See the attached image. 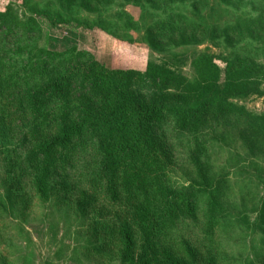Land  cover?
I'll return each mask as SVG.
<instances>
[{"label": "trees", "instance_id": "1", "mask_svg": "<svg viewBox=\"0 0 264 264\" xmlns=\"http://www.w3.org/2000/svg\"><path fill=\"white\" fill-rule=\"evenodd\" d=\"M67 1L70 10L96 8L91 0ZM159 1L146 0L156 9ZM22 3L24 15L13 3L0 11V139L7 147L21 136L29 152L24 162L16 151L3 150L7 169L0 215L7 206L14 208L15 198L27 214L29 179L41 202L55 197L59 207L76 208L88 220V243L97 245L82 248L85 254L123 264H188L200 252L171 235L184 219L202 224L207 262L217 264L216 233L228 217L231 186L226 175L215 177L210 138L228 124L240 128L246 142L264 146V113L257 116L229 99L242 96L247 77L261 84L264 66L232 57L223 59L221 69L217 56L196 53L189 79L171 71L168 65L176 58L157 63L125 53L113 67L81 45L49 49L48 27L73 25L38 4L31 6L32 0ZM260 19L251 30L223 29L171 13L147 27V41L158 48L229 36L231 41L259 38L264 37V12ZM183 147L197 178L190 179L179 165ZM256 178L264 186L259 173ZM259 242L256 258L246 264L264 261V234Z\"/></svg>", "mask_w": 264, "mask_h": 264}, {"label": "rangeland", "instance_id": "2", "mask_svg": "<svg viewBox=\"0 0 264 264\" xmlns=\"http://www.w3.org/2000/svg\"><path fill=\"white\" fill-rule=\"evenodd\" d=\"M91 1L96 6L95 9L86 5L84 9L70 10L67 8V0H32L31 6L38 4L41 11L61 15L63 20L73 25L48 27L46 45L49 49L63 51L65 48L81 45L99 61L113 67L119 56L125 53L133 58L157 63L163 62L164 58L168 61L176 58V62L168 65L171 71L189 79L193 78L191 57L196 53L217 56L221 69L225 67L223 59L232 57L252 60L264 66V37L246 36L241 40L231 41L232 36H229L205 43L158 48L150 46L147 41V27L156 21L167 19L171 13L182 14L191 21L206 24L210 28L226 29L239 25L251 30V25L262 21L260 18L264 12V0H160V9L153 8L146 0ZM11 3L21 8L22 15L25 14L22 0H0V11H4ZM50 3L52 5H48ZM76 22L90 30L77 27ZM223 78L220 81L222 87ZM245 82L247 86L241 92L242 96L237 98L236 95H231L229 99L260 116L264 113V79L259 85L255 84V77H247ZM219 131L216 137L210 138L209 163L217 174L215 177L221 174L227 176L231 191L225 204L228 217L221 219V226L216 233V249L219 247L216 262L246 264L256 258L259 241L264 234V227L263 231L261 228L264 220V186L256 178L259 173L264 179V146L246 142L242 130L233 125L227 124ZM20 138L18 136L7 147L3 146L4 142L0 139V196L5 192L3 182L7 169L3 150L16 151L26 162L29 150ZM180 153V167L185 168L190 179L197 178L190 165L192 161L186 158V147ZM178 176L184 179L183 173L179 172ZM54 181L61 182L56 178ZM26 184L32 198L27 214L23 216L15 198L14 208L11 207L10 210V206H7V213L0 215L4 219L0 222V264H123L117 259L109 261L85 254L82 248L90 246L94 249L97 245L91 241L88 243V220L83 219L81 214H76V208L66 210L65 207H59L55 197L41 202L29 179ZM54 186L55 183H51L50 190ZM60 187L61 183L57 188ZM51 191L54 193V190ZM245 216L246 221H242ZM171 235H176L178 240L188 241L194 250L200 252L201 255L192 256L188 264H208L209 257L205 248L208 237L202 224L182 219L176 223ZM176 246L181 247L178 242ZM260 264H264V261Z\"/></svg>", "mask_w": 264, "mask_h": 264}]
</instances>
